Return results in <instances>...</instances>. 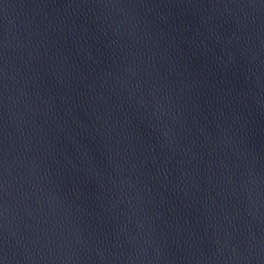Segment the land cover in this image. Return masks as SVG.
<instances>
[{"label":"water","instance_id":"1","mask_svg":"<svg viewBox=\"0 0 264 264\" xmlns=\"http://www.w3.org/2000/svg\"><path fill=\"white\" fill-rule=\"evenodd\" d=\"M2 264H264V0H0Z\"/></svg>","mask_w":264,"mask_h":264},{"label":"snow or ice","instance_id":"2","mask_svg":"<svg viewBox=\"0 0 264 264\" xmlns=\"http://www.w3.org/2000/svg\"><path fill=\"white\" fill-rule=\"evenodd\" d=\"M0 264H2V261H0Z\"/></svg>","mask_w":264,"mask_h":264}]
</instances>
